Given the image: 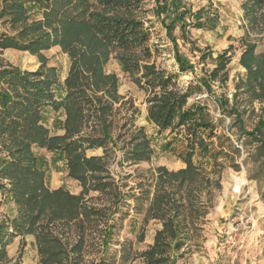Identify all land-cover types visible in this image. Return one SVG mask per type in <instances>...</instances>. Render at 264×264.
Segmentation results:
<instances>
[{"label": "trees", "instance_id": "1", "mask_svg": "<svg viewBox=\"0 0 264 264\" xmlns=\"http://www.w3.org/2000/svg\"><path fill=\"white\" fill-rule=\"evenodd\" d=\"M140 7L141 0H2L0 17L7 15L11 21L21 23L14 34L0 32V48L27 50L40 57V64L35 70H22L14 65L0 67V191L18 208L17 217L10 221L11 233L8 226L0 222V258L6 254V240L12 233L32 230L34 222L44 215L50 220L78 219L82 215L83 220L92 211L103 217L107 216L106 211L115 212L126 198L109 175L105 153L101 156L86 154L87 149L96 147L105 146L104 151L107 150V143L116 148L120 136L112 115L113 103L118 100L116 77L102 71L101 60L104 58H100L99 53L90 56L89 66L83 67L84 59L89 56L88 50L95 51L99 44H105L121 51L118 60L122 70L132 75L139 87L150 92L147 120L159 131L182 128L184 132L186 150L178 155L185 166L175 171L158 167V180L161 181L155 184L151 198L149 190H142L136 197L130 195L137 201L136 208L148 201L144 224L150 219L161 222L152 244L139 253L144 263L176 264L173 252L184 242L180 215L189 204V200L177 195L178 190L192 182L197 170L193 163L195 148L204 157H215L216 153L211 140L214 124L208 119L204 104L199 101L189 103V98L202 89L211 92L213 81L224 83L228 79L230 56L228 50H223L213 57L207 48L200 58L212 59L214 66L198 76L195 83L179 87L175 74L148 62L151 57L150 32L135 14ZM242 7L250 25L264 26V0H245ZM90 8L95 9L89 11ZM100 8L110 9L112 13H104L98 10ZM30 10L40 12L42 18H32L28 22L26 13ZM205 13L204 8L195 12L192 24L213 26L216 13L204 16ZM179 17L175 15L166 28L171 31L172 22H177ZM240 40L244 48L239 64L245 74L235 84L234 97L245 92L259 100L264 110V52H256V43L249 40L248 35ZM74 43L83 45L87 51L78 48L74 55L71 54L68 75L60 82L58 69L46 65L41 51L54 44L67 49L74 47ZM89 90H92L91 94ZM98 90L103 93L97 95ZM217 100L225 112L228 99L220 95ZM51 111L52 116L49 115ZM234 112L236 117L235 110L228 114ZM50 117L51 126L48 123ZM58 130L63 133H57ZM241 132L244 140L264 144V119H260L254 129ZM124 134L127 138L120 147L122 155L118 162L132 164L148 160L152 148L143 126L133 130L126 128ZM33 147L45 148L57 159L64 160L67 175L82 185L80 194H72L64 188L50 190L45 183L47 160L36 154ZM90 190L106 194L110 205H84L83 195ZM115 224L111 221L104 225L101 254L94 264H132V244L126 240L121 243L118 259L107 255L108 235ZM41 227L43 225L37 232L42 263L78 264L71 261L69 254L70 251L73 257L80 254L82 237L79 236L67 249L60 237L47 234ZM143 234V229L139 228V240L143 239Z\"/></svg>", "mask_w": 264, "mask_h": 264}, {"label": "rangeland", "instance_id": "2", "mask_svg": "<svg viewBox=\"0 0 264 264\" xmlns=\"http://www.w3.org/2000/svg\"><path fill=\"white\" fill-rule=\"evenodd\" d=\"M244 1L141 0V7L135 13L150 32L151 57L148 62L175 74L179 87L195 83L198 76L214 66L212 59L200 58L207 48L213 57L223 50H228L227 55L230 56L227 64L228 79L224 83L213 81L211 92L202 89L189 98V103L199 101L204 104L207 117L214 124L211 140L216 153L215 157H204L195 148L193 163L197 170L192 182L178 187L177 195L189 200V204L180 215L184 242L179 250L173 252L176 264H264V144L244 140L241 132L243 129H254L258 121L264 119V110L259 100L245 92H239L234 97L235 84L245 74L239 64L244 48L240 38L248 35V39L256 43V52H264V26L250 25L244 15ZM1 6L2 0L0 9ZM200 8L205 9L204 16L216 13L213 26L196 27L192 24L195 19L193 14ZM92 9L95 8L89 11ZM98 10L112 13L110 9ZM26 14L29 16L28 22L32 18H42L40 12L34 13L33 10ZM175 15L180 17L177 22H172L170 31L166 24ZM10 19L7 15L0 17V32L14 34L18 31L21 22ZM47 30L50 31V28ZM73 46L65 49L60 44H54L41 51L46 58V65L58 69L60 82L68 75L73 57L71 54L74 55L78 48H84L79 43ZM84 51H87L86 48ZM88 53L83 67L89 66L90 56L99 53V57L104 58L101 60L102 71L116 77L118 100L113 103L112 115L120 136L116 148H111L107 143V150L104 151L105 146L96 147L87 149L86 154L101 156L105 153L109 175L126 198L119 203L115 212L106 211L107 216L103 217V214L88 209L86 211L90 212L83 220L82 215L70 220H50L45 215L40 217L34 222L32 230H19L7 238L6 254L0 258V264H43L37 232L41 225L47 234L60 237L67 249L81 236L80 254L73 257L70 251L71 261L94 264L101 254L104 225L111 221L116 224L107 239L108 257L118 259L121 243L126 240L132 244V264H145L139 253L152 244L155 230L161 227V222L154 219H150L147 224L143 223L148 201H143L136 208L137 201L130 195L135 194L136 197L142 190H149L151 198L155 184L161 181L158 180V167L175 171L185 166L178 155L186 150L184 132L182 128L159 131L147 120V98L150 92L139 87L133 76L122 70L118 60L120 50L99 44L98 49L88 50ZM39 64L40 57L37 54L15 48H0V67L14 65L22 70H35ZM91 91L88 92L91 94ZM102 93L101 90L97 91V95ZM220 95L228 99L225 112L218 105L217 98ZM234 110L238 113L236 117L235 112L228 114V111ZM49 115L52 116L53 111ZM51 120L50 117V126ZM139 126H143L150 138L152 155L148 160L138 163L118 162L122 155L120 147L127 138L124 130H133ZM57 133H63V130ZM33 150L47 160L45 183L50 190L64 188L72 194H80L82 185L67 175L64 160L57 159L53 152L45 148L33 147ZM83 203L100 207L110 205V200L106 194L90 190L83 195ZM17 209L14 201L0 191V222L8 226L10 233L13 230L10 221L17 217ZM139 228L144 231L142 240L137 235Z\"/></svg>", "mask_w": 264, "mask_h": 264}]
</instances>
